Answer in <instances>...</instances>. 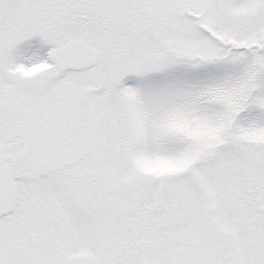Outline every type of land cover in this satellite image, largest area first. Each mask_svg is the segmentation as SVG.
<instances>
[{"label": "snow or ice", "instance_id": "obj_1", "mask_svg": "<svg viewBox=\"0 0 264 264\" xmlns=\"http://www.w3.org/2000/svg\"><path fill=\"white\" fill-rule=\"evenodd\" d=\"M0 264H264V0H0Z\"/></svg>", "mask_w": 264, "mask_h": 264}]
</instances>
